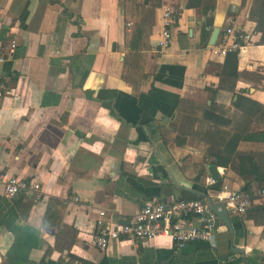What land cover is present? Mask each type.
<instances>
[{
	"label": "crops",
	"instance_id": "0c3cea01",
	"mask_svg": "<svg viewBox=\"0 0 264 264\" xmlns=\"http://www.w3.org/2000/svg\"><path fill=\"white\" fill-rule=\"evenodd\" d=\"M188 1L129 0L125 21L117 0H0V38L16 43L0 65V177L39 189L37 200L6 198L0 185V264H264L256 206L181 249L163 236L93 245L99 221L123 223L146 202L216 203L264 184V45L253 0ZM162 6L177 20L158 52ZM225 27L252 42L231 77L225 55L207 45ZM209 165L219 192L209 189Z\"/></svg>",
	"mask_w": 264,
	"mask_h": 264
},
{
	"label": "built area",
	"instance_id": "2783aa9c",
	"mask_svg": "<svg viewBox=\"0 0 264 264\" xmlns=\"http://www.w3.org/2000/svg\"><path fill=\"white\" fill-rule=\"evenodd\" d=\"M177 14L167 7L160 8L159 36L156 41V50L163 51L169 47L171 29L175 25ZM249 33L225 27L217 36L215 44L211 47L214 55L234 53L240 55L251 46ZM16 43L13 39L0 38V65L7 61ZM2 193L11 198L20 192L28 193L34 200L39 197L38 186L27 183L13 176L0 177ZM217 204L224 205L227 213L243 215L253 206L264 210V184L250 195L242 192H228L217 197ZM98 216L103 218L104 213ZM98 222L93 245L99 249H106L111 241H140L146 242L157 237H166L177 249L195 242H208L217 232V219L208 210L204 200H170L168 202L144 203L125 224L114 223L100 227Z\"/></svg>",
	"mask_w": 264,
	"mask_h": 264
},
{
	"label": "trees",
	"instance_id": "16d2710c",
	"mask_svg": "<svg viewBox=\"0 0 264 264\" xmlns=\"http://www.w3.org/2000/svg\"><path fill=\"white\" fill-rule=\"evenodd\" d=\"M194 0H189L187 2L188 8H195L199 7V2H193ZM129 0H117V5L121 7L125 13H124V19L125 21H128V6L127 3ZM212 5L209 6V12H212ZM203 12H205L203 8ZM249 17L254 21L255 27L254 31L259 34V40L257 44L264 45V0H253V6L251 7L249 11ZM235 64H236V55L234 53H228L224 57L223 65H222V74L228 75V76H235ZM243 102L246 106V108H251L252 105H254L253 102L247 100V99H239L237 98V102ZM239 102V103H241ZM236 105V104H235ZM237 106V105H236ZM257 108V106H255ZM210 190H213L215 192L220 191V181H216L211 186H209ZM203 197L201 196H190L187 199L183 200H202ZM81 264H87L83 261H79Z\"/></svg>",
	"mask_w": 264,
	"mask_h": 264
},
{
	"label": "water",
	"instance_id": "95a60500",
	"mask_svg": "<svg viewBox=\"0 0 264 264\" xmlns=\"http://www.w3.org/2000/svg\"><path fill=\"white\" fill-rule=\"evenodd\" d=\"M219 34V30L217 28H213L211 30L207 45L212 47L215 44V41L217 39V36ZM208 173L210 175V178L213 182L217 181L218 176L215 172V167L213 165L207 166ZM205 202L207 204L208 210L215 216L217 221L225 225L226 227H229V220H228V213L224 208V205L212 203L211 200L207 197H205ZM125 224V222L120 223Z\"/></svg>",
	"mask_w": 264,
	"mask_h": 264
}]
</instances>
